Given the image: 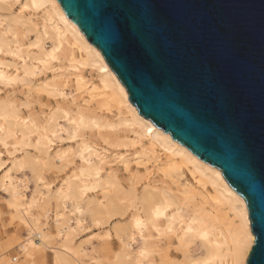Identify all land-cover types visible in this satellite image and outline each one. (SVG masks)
Wrapping results in <instances>:
<instances>
[{
  "label": "bare ground",
  "instance_id": "obj_1",
  "mask_svg": "<svg viewBox=\"0 0 264 264\" xmlns=\"http://www.w3.org/2000/svg\"><path fill=\"white\" fill-rule=\"evenodd\" d=\"M0 172L1 264H246L253 246L239 193L138 113L57 0H0ZM91 225L105 245L78 242Z\"/></svg>",
  "mask_w": 264,
  "mask_h": 264
},
{
  "label": "water",
  "instance_id": "obj_2",
  "mask_svg": "<svg viewBox=\"0 0 264 264\" xmlns=\"http://www.w3.org/2000/svg\"><path fill=\"white\" fill-rule=\"evenodd\" d=\"M139 114L219 170L264 264V0H57Z\"/></svg>",
  "mask_w": 264,
  "mask_h": 264
},
{
  "label": "rangeland",
  "instance_id": "obj_3",
  "mask_svg": "<svg viewBox=\"0 0 264 264\" xmlns=\"http://www.w3.org/2000/svg\"><path fill=\"white\" fill-rule=\"evenodd\" d=\"M20 95V94H18ZM22 98H23V95H20ZM2 172H0L1 174ZM3 197H4V194L2 191H0V254H2L3 251H5L7 248V244H8V240H9V235L7 234V229L10 230L9 228V218L8 216L10 215L9 211L7 209H5V207H3ZM111 225H108L107 228H110ZM15 229H17L18 231L20 230L18 226H15ZM106 229V227H105ZM104 231V229H101V228H98V227H95V226H90V228H88V231H86L84 234H81V236L78 238V242L81 241V240H84L87 236L89 237L90 235H93L92 238H93V241L94 243L96 244L97 247H101L104 244V240L100 238V233H102ZM97 233V234H95ZM19 234L20 236L23 238L24 235H25V230H20L19 231ZM21 238V240H22ZM115 242V243H114ZM119 248V245L117 243V241H115V238H111L109 240V249H110V252H109V255H111L113 251H116L117 249ZM3 249V250H1ZM12 256H17L18 259H17V262L21 259L20 257V254L17 253V251H12ZM172 257L174 259H178V258H181V256L177 255L176 253H173L172 254ZM2 258V257H0ZM1 260V259H0ZM14 262H16L14 260ZM1 264V262H0ZM43 264H51V254L50 252H47V254H45V258H44V263Z\"/></svg>",
  "mask_w": 264,
  "mask_h": 264
}]
</instances>
